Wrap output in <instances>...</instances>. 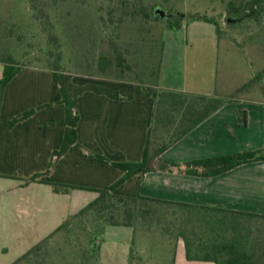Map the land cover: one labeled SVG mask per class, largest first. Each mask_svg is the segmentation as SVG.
Segmentation results:
<instances>
[{"label": "crops", "instance_id": "1", "mask_svg": "<svg viewBox=\"0 0 264 264\" xmlns=\"http://www.w3.org/2000/svg\"><path fill=\"white\" fill-rule=\"evenodd\" d=\"M163 31L153 83L72 73L77 85H98L120 96L90 89L79 95L80 147L72 145L54 161L64 140L66 109L52 70L23 65L5 86L0 105V264H70L71 249L63 245L66 235L57 229L93 201L98 189H109L125 175L116 164L143 159L154 126L157 91L225 100L159 158L183 164L264 148V98L247 92L234 97L238 85L219 80L216 25L186 17L179 28ZM4 67L0 61V78ZM30 110L35 111L11 124ZM55 184L72 188L57 191ZM114 193L264 215V160L216 175L155 168L132 175ZM94 240L98 251L89 264H217L189 260L182 237L169 238L138 226L108 225Z\"/></svg>", "mask_w": 264, "mask_h": 264}, {"label": "trees", "instance_id": "2", "mask_svg": "<svg viewBox=\"0 0 264 264\" xmlns=\"http://www.w3.org/2000/svg\"><path fill=\"white\" fill-rule=\"evenodd\" d=\"M28 1L35 17L41 21L43 30L49 33V39L56 42L59 37L55 33L52 34L53 27H50L49 13L58 0ZM109 1L120 7L127 3V0ZM226 10L228 13L234 14L233 20H239L235 17H240L242 13L244 16L257 19L261 14H264V0H227ZM169 12L174 15L173 19L164 21L169 28H179L182 20L187 17L212 22L216 25L218 34L220 32L219 23L207 14L186 15L179 11ZM150 15L160 19L158 15H154V7L151 12H146V16ZM110 50L111 54L115 55L116 65L120 70L132 69L131 64L127 63L126 57L117 45H112ZM104 53L100 55L99 60V66L103 71L109 67L111 61V56L109 57ZM1 61L5 67L3 76L0 78V105L5 86L23 66L18 64L13 57ZM146 68L149 69V72L151 71L149 76L154 77L158 73L159 62L156 70L152 62L148 63ZM50 69L63 94L61 102L66 109L64 140L61 149L54 153V161L72 145L80 147L77 143L78 96L89 89L113 97L120 96V93L94 84L85 86L75 84L72 81V73L66 71L59 62ZM137 82L141 84L143 80ZM154 96L157 99L155 121L150 130L143 159L139 162L116 164L126 171L125 175L109 189H98L99 195L79 212L71 215L57 230L67 227L72 219L91 218L95 224L100 225L98 232L94 233L92 240L94 243L97 235L103 232L108 225L141 226L148 231L167 235L169 238L182 237L185 241L186 256L189 260L214 261L217 264H264L263 214L197 206L146 196L128 197L114 193L116 187L132 175L145 174L155 168L160 170L178 168L187 174L216 175L241 164L264 160V148L194 159L183 164L159 158L171 144L217 111L225 100L216 96L171 90L157 91ZM192 97L195 99L190 100ZM34 111L30 110L23 113L15 118L11 124L30 116ZM160 128L169 129L165 137L163 134L161 137L156 134L161 130ZM159 142L161 143L159 144ZM93 157L99 160H108L98 154H93ZM53 164L51 163V167ZM37 176L39 175L33 176L32 179H36ZM55 188L57 191H68L72 187L65 184H55ZM86 264L89 263L86 262Z\"/></svg>", "mask_w": 264, "mask_h": 264}, {"label": "rangeland", "instance_id": "3", "mask_svg": "<svg viewBox=\"0 0 264 264\" xmlns=\"http://www.w3.org/2000/svg\"><path fill=\"white\" fill-rule=\"evenodd\" d=\"M226 1L127 0L120 7L109 0H58L49 13L52 34L59 37L53 42L28 0H0V61L13 57L21 65L49 68L59 62L70 73L153 83L151 71L146 67L152 62L157 69L162 33L167 25L153 15L146 16V12L159 6L171 12L178 9L186 15L207 14L217 21L219 80L238 85L234 97L247 92L264 98V14L255 19L242 13L235 17L239 20L229 22L228 18L234 14L227 12ZM112 45L121 49L132 69L117 67L110 50ZM103 53L111 56L110 65L104 71L99 66ZM160 129L156 134L165 137L169 129ZM98 229L100 225L93 219L82 217L72 219L61 230L66 235L64 247L67 244L71 249L70 264L89 263L96 255L98 246L92 240ZM138 230L145 229L138 226Z\"/></svg>", "mask_w": 264, "mask_h": 264}, {"label": "water", "instance_id": "4", "mask_svg": "<svg viewBox=\"0 0 264 264\" xmlns=\"http://www.w3.org/2000/svg\"><path fill=\"white\" fill-rule=\"evenodd\" d=\"M154 14L158 15L162 21H167L171 19L174 15L170 13L168 10L163 9L162 7L157 6L154 10ZM228 21H235L232 18H228Z\"/></svg>", "mask_w": 264, "mask_h": 264}]
</instances>
